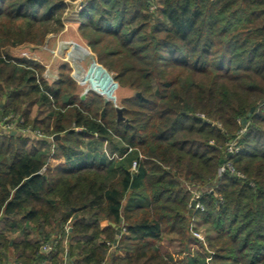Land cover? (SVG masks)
I'll use <instances>...</instances> for the list:
<instances>
[{
    "label": "trees",
    "instance_id": "trees-1",
    "mask_svg": "<svg viewBox=\"0 0 264 264\" xmlns=\"http://www.w3.org/2000/svg\"><path fill=\"white\" fill-rule=\"evenodd\" d=\"M73 1L0 0V114L45 136L29 149L31 138L0 131V264H66V252L67 264H264V0H85L81 37L135 92L123 121L101 95L76 94L67 62L48 82L3 50L60 31ZM94 135L117 137L121 153L46 165ZM222 161L242 177L217 176ZM187 185L201 189L190 214ZM201 225L210 252L189 249ZM164 240L187 254L173 258Z\"/></svg>",
    "mask_w": 264,
    "mask_h": 264
},
{
    "label": "rangeland",
    "instance_id": "rangeland-1",
    "mask_svg": "<svg viewBox=\"0 0 264 264\" xmlns=\"http://www.w3.org/2000/svg\"><path fill=\"white\" fill-rule=\"evenodd\" d=\"M72 5H73V2H70V3L68 2V5L64 9V11H63V23L66 21V19L70 18L69 14H72V15L74 14V12L72 11V8H71ZM62 40L75 41V42L83 45L87 49V56L83 60H81V62L79 63L81 66V72H82V77L80 79H76L72 75L73 69L71 68L70 64L68 63V66H70V68H71L68 71V74L72 78V80L75 82V85L77 86L75 92H76V94L80 95V98H81L82 94H84V91H83L84 87L89 84V82L84 81V77L87 76V79H89L90 81H93V75H96L97 82H98V81H100L101 77H104L103 74H105L106 77L109 78L108 79L109 81L107 82V84L109 86L107 93L110 96V102H106V103H110L111 106L115 107V106L124 105L125 103L123 102V100H124L123 98L132 96L135 93L129 87L118 84L114 80V72L108 70L105 66H103L101 63H99L97 61L96 54L92 51L91 47L88 46L86 41L81 37V35L79 33V25L78 24L70 23V25L68 27L64 26L60 31H58L56 33L47 34L44 41L40 44L24 43V44H19L16 46H6L3 50L6 51L9 54V56H11V58H13V57L19 58V59L26 61L28 63L33 62L36 65L38 64L39 68H37L38 71L36 70V76L37 77L42 76L46 81L49 82V80L47 78V74L58 71V65L62 62H65V61H63L62 58L65 57L67 50L64 48L62 49L60 47L59 43ZM2 57H4L3 54H2ZM98 77H99V80H98ZM23 89L27 90V87H24ZM86 94H87V92L85 93V95ZM136 94L139 95L138 92ZM36 115H38V111L36 110V108H34L33 111H31L30 116L32 117V116H36ZM199 116L204 117V115L201 113L199 114ZM5 117L6 118L10 117L9 121L11 124L14 125V129H13L14 133L18 132L19 134H23V136L31 138L30 141L33 143L28 142L27 148L31 149L33 144H35L34 145L35 147H36V145H38V143L35 140H37V138H39L40 136L38 137L36 135H28V134H24V133L19 132L21 130H24L26 127L30 128V129H34V130H39V129L34 128L32 126L34 124L32 123L31 120H29V122L27 124H25L24 118L20 115L17 116L16 114H14L12 112H8L5 115L0 114V128L2 126V121L4 120ZM217 126L221 127L220 123H217ZM244 130L245 129L243 128L241 131H238L237 133L240 135L242 132H244ZM4 131H6V130H4ZM40 133H41V131H40ZM44 137H42V134H41V138H44ZM46 139L50 141L51 137L47 136ZM114 139H116V137H113V140ZM86 140L87 139H83V142H86ZM106 141H107V143H105ZM106 141L104 142L105 148H107V145L110 144V139H108ZM111 142H112V140H111ZM36 148H39V146H37ZM225 148H226L227 153H229V150H231L230 151L231 153H229V154H232V152L236 151L237 147L235 145V140L228 142L227 146ZM9 151H11V150H9ZM51 152H53V150ZM222 162L223 163L217 168V172H216L217 176H221L222 173H224L226 170H228L232 174H234L235 176L242 177L241 173L237 172L230 162H226L225 164H224V161H222ZM224 165H228V166L230 165V166L228 167V169L225 168L222 171L221 167ZM187 189L189 190L190 195H191L190 201L192 199H195L197 201L199 199L200 194H201L200 193L201 189L198 188V185H195V186L187 185ZM211 189H213V188H211ZM213 192H214L215 196H217L218 198L220 197V195H218L215 191H213ZM188 207L190 209V202L188 204ZM201 207H202V205H201ZM197 209H200V208H197ZM189 214H190V212H189ZM67 228H68V226H67ZM191 230H194L197 233L199 232L200 237L198 238L196 235L194 236L192 234ZM190 235L192 236V238H194V237L197 238V240L200 242V243L195 242L194 240L192 242H190V245H189L190 250L191 249L193 250V248H194V249H197L198 251H201V252H204V251L210 252V249L208 247V240H207L208 239V237H207L208 233L206 232V226L205 225H201L200 227H198L196 229L195 228L192 229L190 227ZM162 250L168 251L169 253H171V255H173V258H177V259H182V258H184L185 254H187V252L185 250L183 251V247L180 243L169 242L166 240H164V242L162 244ZM110 251H111V249L109 250V252ZM10 258L12 259L13 255L10 256ZM209 259H210V256L207 258L208 262H209ZM65 261H66V256L64 255V263H65Z\"/></svg>",
    "mask_w": 264,
    "mask_h": 264
},
{
    "label": "crops",
    "instance_id": "crops-1",
    "mask_svg": "<svg viewBox=\"0 0 264 264\" xmlns=\"http://www.w3.org/2000/svg\"><path fill=\"white\" fill-rule=\"evenodd\" d=\"M71 8L74 14L73 15L69 14L70 18L66 19V21L64 22V26L66 27H68L70 23L79 25V11H77V5L73 3ZM103 76L104 77H101L100 81L98 82H97L96 75H93V81H90L89 79H87V76L84 77V81L89 82V84L84 87L83 91L87 90V92H90V91L95 92L101 95L103 99L106 97L108 99L107 102H110V96L107 93V90L109 89V86L107 84V82L109 81L108 80L109 78H107L105 74H103ZM98 80H99V77H98ZM84 139H87V138H84ZM116 139L114 140L112 139V142L110 140V144H108L107 148H105V143H107L106 139H99L97 135H94V138L87 139L86 142H83V144L81 145V152L79 155L75 157H71L70 159H68V161L64 157L50 156L46 161V165L51 168L55 167L57 164H63V163L67 164L68 166H78L83 163H93L98 160L110 159L112 157H116L121 153L120 150L122 148L121 141H119L118 139L116 140ZM55 140H53V138L51 137V140L49 141L51 151L53 150L52 148H53ZM116 254L123 256L125 252H123L122 250H119L116 252ZM5 264H12V259L10 258V256H8V259L5 262Z\"/></svg>",
    "mask_w": 264,
    "mask_h": 264
},
{
    "label": "built area",
    "instance_id": "built-area-1",
    "mask_svg": "<svg viewBox=\"0 0 264 264\" xmlns=\"http://www.w3.org/2000/svg\"><path fill=\"white\" fill-rule=\"evenodd\" d=\"M73 3H75L77 5V11H80L83 6L85 5V0H75L73 1ZM72 42L75 41H71V40H62L60 41V47L63 49H66V55L63 59V61L67 62L70 64L71 68L73 69L72 75L76 78V79H80L82 77V72H81V66H80V62L81 60H83L87 55H83L82 53L78 52V57H74L71 55L72 53ZM45 75V74H44ZM47 78L49 80V82H52L54 80H56L58 78V71H55L53 73H48L47 74ZM11 117V116H10ZM4 118V120L2 121V126H1V130L0 131H13L14 129V125L10 123L9 118ZM3 129V130H2ZM21 133L24 134H28V135H36V136H40L41 137V133L39 130H34V129H30L28 127H26L24 130L19 131ZM231 150H229V153ZM230 166V165H229ZM228 165H224L221 167V170L223 171L225 168L228 169L229 167ZM131 168L134 170L136 168V163L133 162ZM44 171V167L41 169V171L39 173H42ZM201 193V192H200ZM198 197V196H197ZM195 209L197 208H202L200 203L196 201V204L194 206ZM192 228V227H191ZM193 229V228H192ZM192 234L195 236H197L198 238L200 237L199 232L197 233L194 230H191ZM51 245L50 244H45L41 247V251L48 253L51 250Z\"/></svg>",
    "mask_w": 264,
    "mask_h": 264
},
{
    "label": "water",
    "instance_id": "water-1",
    "mask_svg": "<svg viewBox=\"0 0 264 264\" xmlns=\"http://www.w3.org/2000/svg\"><path fill=\"white\" fill-rule=\"evenodd\" d=\"M78 52L82 53L83 55H87V49L83 45H81L77 42H72V53H71V55L77 58ZM86 92H87V90L84 91V94H82L81 98L84 97ZM107 101H108V99L105 97L104 102L106 103ZM115 110H116V121L126 120L125 117L123 116V107L122 106H115ZM253 110H254V107H251L250 110L247 112V116H250ZM245 121H246V118H243V122H245ZM11 133H14V131H11ZM58 137H59V135L56 134L52 138H53V140H55ZM29 179H30V177H28L26 179V181H28ZM195 204H196V200L192 199L190 201V209H189L190 213L193 211ZM111 225L114 226V224H111ZM115 233H116V235H120V233H121L120 227H117L115 229ZM65 256H66V264H67V262H68V253L67 252H66Z\"/></svg>",
    "mask_w": 264,
    "mask_h": 264
}]
</instances>
